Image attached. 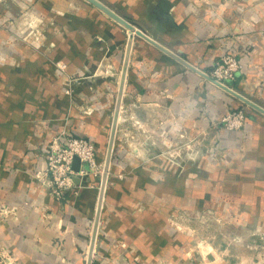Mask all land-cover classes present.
<instances>
[{
    "label": "crops",
    "instance_id": "obj_1",
    "mask_svg": "<svg viewBox=\"0 0 264 264\" xmlns=\"http://www.w3.org/2000/svg\"><path fill=\"white\" fill-rule=\"evenodd\" d=\"M100 1L204 72L225 50L239 56L244 69L229 86L264 108V0ZM128 42L125 28L85 0H0V252H9L16 264H88L92 247L91 264L176 260L168 253L166 221L148 220L147 214L105 218L94 241L100 189L92 176L76 178L63 200L33 177L45 169L53 137L67 129L94 141L99 160L107 157V119L81 113L97 107L89 99L98 97L96 113L108 117L118 100ZM95 66L98 87L71 96L72 79L91 80L71 70ZM231 108L248 112L240 131L221 126ZM122 114L127 121L164 120L169 140L180 134L206 149L214 163L197 173L193 166V186L207 179L211 195L231 213L264 226L263 114L139 37L130 53ZM124 121L112 156L117 169L129 160L124 144L116 142ZM216 155L223 164L215 163Z\"/></svg>",
    "mask_w": 264,
    "mask_h": 264
},
{
    "label": "rangeland",
    "instance_id": "obj_2",
    "mask_svg": "<svg viewBox=\"0 0 264 264\" xmlns=\"http://www.w3.org/2000/svg\"><path fill=\"white\" fill-rule=\"evenodd\" d=\"M34 39L37 41V38ZM32 40L33 37L28 39L30 42ZM80 71L91 80L72 79L69 83L71 96H77L76 92L82 89L92 92L98 87L92 81L93 76L99 73L96 66L71 70L72 73ZM77 97H80L79 94ZM73 99L77 105L81 104V98ZM100 102L98 97L89 99V104L95 103L97 107L85 108L81 115L107 119L111 137L117 102L114 104L113 101L111 104L107 118L96 113L100 112ZM122 111L123 101L118 123L122 119L125 121L121 125L122 135L116 142L124 144L123 148L129 156L128 166L117 169L113 160L111 162L99 225L105 218H133L135 215L144 217L146 214L148 220L166 221L168 226H163V233L168 230V253L170 258L176 259H169L173 262L167 264H264V226H257L241 215L231 213L216 195H211L207 179L201 181V186H193L190 177L194 173L193 166L197 173V170L204 171L209 163H214L207 160L206 149L203 151L199 144L195 145L192 140L183 138L180 134L169 140L168 132L163 130L164 120H157L152 124L148 122V117L145 121L143 116L140 120L136 117L127 121ZM81 115L77 114L78 117ZM61 134L76 136L71 129ZM92 142L98 152L99 147ZM135 148L139 152H134ZM100 159L94 183H98L96 185L101 192L106 160ZM213 159L215 163L223 164L218 155ZM106 206L117 207L108 211L105 210ZM153 226L151 230L161 232L160 226ZM159 244L165 250L164 241H159Z\"/></svg>",
    "mask_w": 264,
    "mask_h": 264
},
{
    "label": "built area",
    "instance_id": "obj_3",
    "mask_svg": "<svg viewBox=\"0 0 264 264\" xmlns=\"http://www.w3.org/2000/svg\"><path fill=\"white\" fill-rule=\"evenodd\" d=\"M246 0H224L225 3L237 4ZM244 69L239 56L225 50L216 59L209 72H205L212 79L228 86L230 82L237 79ZM231 88V87H230ZM233 89V88H232ZM248 112L245 108H231L221 119V126L228 131H240L244 128ZM78 157L81 162V171L74 170V159ZM98 152L95 144L81 137L70 134H59L53 137L46 156V166L44 170H36L34 179L41 182L50 189L56 198L63 200L66 194L75 188V179L83 176L98 175L99 168ZM7 209L4 213L8 214ZM0 264H16L14 257L7 251L0 252Z\"/></svg>",
    "mask_w": 264,
    "mask_h": 264
},
{
    "label": "water",
    "instance_id": "obj_4",
    "mask_svg": "<svg viewBox=\"0 0 264 264\" xmlns=\"http://www.w3.org/2000/svg\"><path fill=\"white\" fill-rule=\"evenodd\" d=\"M92 6H94L96 9L101 11L103 14H105L108 18L112 19L114 22L125 28L129 32V42H128V50H127V56L125 60V64L122 70V77H121V82H120V88H119V95H118V100H117V106L115 109V118H114V125L112 129V135L109 143V149H108V154L106 157V162H105V174L103 176V182H102V187H101V192H100V198H99V204H98V209H97V214L95 218V225H94V233H93V239L95 241L98 229H99V222H100V214L102 211V204H103V197H104V192L106 188V182L108 179V171L110 169V165L112 162V156H113V150H114V143H115V135L117 132V127H118V118L121 110V105L123 101V94H124V87H125V81H126V76H127V71H128V64L130 60V53L132 50V45L136 37H139L150 44H152L154 47L159 49L160 51L164 52L166 55L174 59L175 61L179 62L186 68L190 69L191 71L199 74L202 78L212 82L219 88L223 89L236 99L240 100L242 103L247 105L248 107L260 112L261 114L264 115V108L255 103L253 100L247 98L246 96L242 95L241 93L235 91L234 89L212 79L208 74H206L204 71L200 70L190 62H188L186 59L183 57L179 56L157 40H155L152 36H150L143 28H141L138 24L135 22H132L130 20H127L126 18L122 17L119 13H117L115 10H113L111 7L107 6L100 0H85ZM74 170L76 172L81 171V162L78 157H75L74 159ZM92 254H93V247L91 248L90 252V258L88 264H91L92 261Z\"/></svg>",
    "mask_w": 264,
    "mask_h": 264
}]
</instances>
